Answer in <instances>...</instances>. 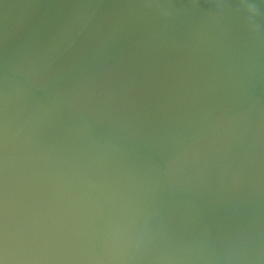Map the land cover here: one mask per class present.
Wrapping results in <instances>:
<instances>
[{
  "label": "water",
  "instance_id": "1",
  "mask_svg": "<svg viewBox=\"0 0 264 264\" xmlns=\"http://www.w3.org/2000/svg\"><path fill=\"white\" fill-rule=\"evenodd\" d=\"M0 264H264V0H0Z\"/></svg>",
  "mask_w": 264,
  "mask_h": 264
},
{
  "label": "clouds",
  "instance_id": "2",
  "mask_svg": "<svg viewBox=\"0 0 264 264\" xmlns=\"http://www.w3.org/2000/svg\"><path fill=\"white\" fill-rule=\"evenodd\" d=\"M249 10H251V8H249Z\"/></svg>",
  "mask_w": 264,
  "mask_h": 264
}]
</instances>
